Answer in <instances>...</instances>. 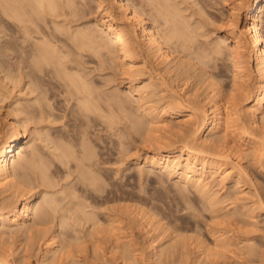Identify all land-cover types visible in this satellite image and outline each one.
<instances>
[{
	"label": "bare ground",
	"instance_id": "6f19581e",
	"mask_svg": "<svg viewBox=\"0 0 264 264\" xmlns=\"http://www.w3.org/2000/svg\"><path fill=\"white\" fill-rule=\"evenodd\" d=\"M182 2H184V0H148V4L151 5L152 9L156 12V19L152 22L145 12L138 7L140 4L137 6L132 0H95L98 11L101 13L105 12L104 16H98L93 25H91L92 22L88 25L87 23L84 24L85 26L83 27H81V25H78L79 27L74 25L76 28L72 29L73 26H70L75 16H79L80 13H86V9H84L85 2L82 0L77 2L76 0H0V55L2 56L0 72L6 71L2 77L0 76V80L6 81V79H8L13 82L14 85L18 82L20 84V81L28 83V86H25L28 87L29 90L27 94L30 93L29 95H31V93H35L36 91V93H38L39 91L36 97L34 96L35 102L39 101L42 104L45 103L46 105L43 104L44 107L51 106L50 109H55V107H53L54 105H51L52 96L48 95L50 91L43 87V84L47 82L44 79V77H46L45 75H50L54 79H58L59 82L57 81V83L62 85L58 86L64 87L63 92L68 93L66 94L68 95V103H70V100L75 99L76 105L79 107L76 108L79 109V114L84 117V122L82 121V123L86 126V128L81 129L79 138H76V143L71 141L72 137L71 140L68 141L65 139H62L65 141H59V139L55 141L54 139L50 140L51 137L48 138V141H55V151L54 148L53 151H57L55 153V158L60 161V165L58 164L59 167L65 165L64 167L67 168V166L71 164V170L73 169L74 172H78L76 178L77 182L74 186L72 185L74 182L71 183L72 188L67 192L65 187V189L62 188V190L61 188L60 190L56 188L58 186L56 179L58 178L54 179V169L53 172L50 170L51 164L49 163V165L46 163L47 159L45 162L41 154L43 152L40 153L37 150L39 147L36 148V145L35 147L30 145L31 148H29V146H26V143H24V139L28 137V134H26L28 130L27 123L32 119L31 114H37L36 112L34 113L36 109H30V107H34L33 103L28 102V100L30 101L32 98L28 97L27 103H23L19 94L20 97L11 102L9 106L10 110L7 111V116L5 114L7 118L2 115L6 120V124L4 131L0 130V195H3L0 199V264H29L30 260L28 261L26 258L27 256L21 255L19 252L18 255L14 254L13 250L11 251L9 247H7L8 245H5L8 243L6 241L8 238L6 236L7 234L9 235L8 229H13V226L15 229H13L11 233L19 234L20 236L23 235V237H25L26 245L24 244L25 247L23 245L22 248L24 247L26 251L29 250L31 252L32 248L30 250V247L40 244L39 246L42 248V251L37 260L32 264H92L90 263L92 259L90 260L88 258L89 255L87 257L86 254V256H83L84 258H81V255L78 256V253H74L75 249L77 250L78 247L81 248L80 250L78 249V251L82 252V247H88H85L84 244L88 245L89 242L90 244L92 243L94 247L95 256L97 255V258L94 257V261L97 263L99 259V264H140V261L144 259L145 264H147V262H149V264H164V262L166 261L165 263H167L168 259L175 253L176 256L179 254V234L176 240L173 238V242L168 241L169 243L165 242L166 245H164L165 243L160 242L164 241L163 238L161 239V236H163L162 233L157 234L158 231H155V234L153 226L151 227L153 224L150 225V223H152L150 219L151 216L146 214L148 212L143 207L142 208L146 212L138 211L139 209L135 212H138L137 222L139 223L137 225L139 226L140 224L142 226V230L145 233L144 235L147 237L145 248L147 254V256L145 255L146 258L143 259V256H141L142 254L140 253V255L138 253L139 249L135 247L134 244L136 242L134 243L132 239L125 240L122 243L118 242L122 239L121 235L120 238L117 235L119 239H114H118L117 242L121 244L114 245L115 243H113L112 245L110 243L112 245L111 259L109 256L105 258L104 256L106 255H103L101 251L98 254L99 248L104 240L101 238L102 243H100L98 234H104L105 232L103 231L107 228V233L111 231L112 234H114L112 226L114 225L115 231V226L119 224V220L117 217L109 215L108 224L112 226L110 227L109 225L107 227V223L104 221L103 223L101 222L102 219L98 216V210H95L94 201L90 199L94 196V188L100 178L98 179L99 175L95 174L96 171L94 167L97 164L94 166V159L97 157V154L94 156V143L91 145L88 139L90 136L87 126H89V121L91 119L93 120L92 114H94L96 109L99 110L101 106L97 102V95L95 93L98 91L95 92L94 90V81L90 77V72L88 74L84 72L85 67L83 66L85 65H83L82 62L83 57L80 58V56H82L81 51H89L92 52V54L95 53L100 56H108L109 60L111 59L114 60L113 62H118V64H116L121 67L122 72L128 73V76L130 73L131 76L132 73L135 72L136 74L137 72H143V74L151 72V74L143 80L145 83L142 82L144 83L142 86L136 84L139 80L136 78V75H134L135 77H131V85L126 91L128 92L126 96L131 94V98H133V95L137 97L140 103H137L139 104V110H141L140 118L142 117V119L138 117L140 112L135 113L133 111L134 113H132V111H130V101H126V99L123 98L124 96H122L123 94L119 95L120 93L115 91L116 94L114 93L115 95L113 94L109 97L116 103L118 107L116 108L125 113L123 117H128L131 120L130 122L132 125L130 127H133L132 129H134L135 134L137 131H140V134H144L145 132L161 133V139L155 138L156 141L152 139V141L156 142V145L159 144V147H154L150 152L145 154L141 162H136L149 166L151 170L156 169L164 175L177 177L185 185L193 187L197 193L206 200L204 201L206 205L209 204L211 206H209L211 209L213 206H217L219 202L218 193L214 189L215 187L213 188V178L219 177L220 179L217 180H220V183H226L232 180L235 187H238L241 185L240 183H242V180H244V178L242 179V176H244L243 174H248L247 165L244 163V156L247 155L246 148H244L243 145L242 147L232 145L227 139L229 135L234 141L240 142V144L244 141L245 144L248 145L247 149L251 151V157H253L255 161H258V164H264L262 163L264 159V31L261 15L264 11V0H223L222 6H230L228 14H226L227 12L222 13L225 17L222 15L219 16L220 19L222 17L226 18L227 23L224 21L225 34L223 36L221 35V39H218L217 42L215 41L208 51L203 49L199 44V42L201 43L199 35L200 37L202 35V32H199V28H201L203 24L201 25V22L197 21L199 22L197 25L196 19L192 17L193 15L190 16L189 13V15L185 14L188 7L186 9L183 8L181 6L183 5ZM142 5L143 4H141V7ZM205 6H207V4ZM63 16L64 18H60ZM70 16L74 17L72 18L73 21H71ZM68 18L71 23H69L70 21H66ZM59 19L64 20L61 21ZM229 38L232 40V43L228 42ZM66 46L74 49L77 48L78 50L74 52V49H69L72 50L73 53L72 51H68L69 47L64 49ZM76 51H79L81 54L79 55ZM84 52L83 55H85ZM227 52L229 55L228 59L231 61L232 74H227L230 76L228 80V77H225L227 81L224 78L219 81L215 79L217 76L213 75V71H208L204 68V65L202 66L200 64H207L212 58L221 57L220 55L227 54ZM75 53H78L77 55L79 58H77L78 56L75 55ZM71 54H74L76 58H73ZM206 58L210 59L206 60ZM80 59H82V61ZM139 64H142V66L138 67ZM216 65H214V67ZM149 67L151 69L147 71ZM221 69L223 68L221 67L219 72H222ZM151 70L156 71L159 75L156 77L159 78L153 76ZM39 72L43 74L45 72L47 73L45 75L41 74L40 76ZM50 76L49 79L52 78ZM193 78L200 80L196 83L197 88L195 92H193L194 94H191V92H189L190 89L187 91L186 87L188 82ZM27 79L29 80L26 81ZM51 80L53 81V79ZM201 82L205 85L202 92L199 91L202 86L200 85L202 84ZM52 83V85H55L54 82ZM17 85H15V87ZM53 89H56V87ZM61 94L63 93L61 92ZM152 94L154 96L157 95V97L159 96V103L157 101L158 104H153V102L157 100L156 98V100L150 103L152 101L151 99L149 102L150 105L142 104L144 99L146 100L149 97L152 98ZM100 101H102V98ZM126 102H128V104ZM145 102H147V100ZM241 102L243 105L242 108L239 107ZM38 104H36V106ZM138 108L136 112L139 111ZM37 109L39 110V108ZM109 109L113 108L110 107ZM39 113H41L40 117L43 119L46 112L41 108ZM22 114L24 117L21 116ZM51 114L50 116L48 115L49 118ZM74 114L76 113L74 112ZM135 114H137V116ZM107 115L112 119V114L110 116V114L107 113ZM118 115L120 116V114ZM133 115L137 118H134ZM182 115L185 116V118H183L185 119L183 120L184 122L181 123V121L177 120L178 125L176 124V127L178 126L180 129L173 131L175 124L172 127L169 123ZM48 117L45 119L48 120ZM109 118H105L106 121ZM52 119L53 118H51V120ZM39 120L40 119H38V121ZM112 123H114V121H112ZM105 127L107 128V126ZM126 129L128 132L131 130H128V128ZM111 130H113V128ZM154 135L152 136L154 137ZM150 136L151 135H149V137ZM174 136H179V138L181 136L184 137L183 144L180 143L182 144L181 147L173 144L172 140ZM149 139L151 138H148V141H150ZM121 144L123 143H120V145ZM49 145L50 144H48V146ZM120 147L121 146H119V148ZM27 148L31 150L28 151ZM50 154L53 155L54 153ZM126 156H129V152ZM132 157H134V155ZM136 159L140 160L139 157ZM229 162H231L232 165ZM227 163L231 165L230 168L227 167ZM54 165L51 166L54 167ZM145 169L141 168L142 173ZM233 169H235V171L237 170L235 174ZM56 170L55 172H57ZM63 170L62 172H65V169ZM71 176V174H68V178ZM99 184L101 183H98V185ZM102 186L103 185H101V187ZM36 187L42 188V190L40 189V193H43V200L37 197L38 192H34ZM99 190H102V188ZM58 192L59 194L60 192L63 193L64 197L62 198L60 196L59 198L57 196L59 195L57 194ZM260 198L261 199L258 198L260 204L258 207V209L260 208L259 211L264 209V196ZM189 199L185 202H189ZM248 205H244V208H239V210L247 209ZM106 206V210H108L110 207L108 205ZM249 206L251 207V205ZM120 209L122 210V208ZM120 209L115 211L118 212ZM214 209L217 211L216 208ZM140 210L142 209L140 208ZM255 210L254 208L253 210L250 208V211H247L250 213V217H254L256 213L253 214L252 211L255 212ZM234 212L232 211L231 214L233 215ZM150 214L152 215V213ZM247 218L248 217H246V219ZM134 219L136 220L135 217ZM162 223H160V225ZM162 230L161 231L165 233L167 229L164 230L163 228ZM67 235L70 237L67 238ZM113 236L114 235H112V237ZM165 236L168 235L165 233L164 237ZM112 237L111 239L113 240L115 236ZM222 237L224 236L222 235ZM219 240L220 239H217L216 243H218ZM105 241V243L109 241L112 242L111 240ZM225 241L227 242V239ZM220 242H222V240H220ZM243 242L245 245L243 246L245 249L247 247V252L250 255H254L255 257V254H259L258 250L260 248H257L259 246L253 241V238L247 237ZM203 243L204 242H202V244ZM216 243L212 245L218 246ZM227 243L229 244V242ZM202 244L200 243V246H202ZM224 244H222V247ZM102 247L104 246L102 245ZM202 247L206 248L203 249L207 252L206 255H210L209 258H211V255H216L217 253L215 252L217 251L215 250L216 248L212 249V247H206L205 245ZM17 250L15 252H17ZM204 250L198 255L197 260H199L200 263L205 260L201 258L202 254H205ZM176 251H178V254ZM259 251L261 252V250ZM100 254L101 257L99 258ZM217 254H219V251ZM29 255H31V253ZM217 256L218 255H216V258Z\"/></svg>",
	"mask_w": 264,
	"mask_h": 264
},
{
	"label": "rangeland",
	"instance_id": "374dc122",
	"mask_svg": "<svg viewBox=\"0 0 264 264\" xmlns=\"http://www.w3.org/2000/svg\"><path fill=\"white\" fill-rule=\"evenodd\" d=\"M77 1H80V0H76V2ZM82 1L85 2L84 9H86V13L85 14L80 13L79 16H77V17L75 16V18L73 16H70L71 21H73L72 18H74V21L72 23H71L69 18H68V20H66L67 22L70 21L69 23H71V26L70 25L69 26L70 27L73 26L72 29L76 28L74 25H77V26L81 25V27H83V26H85L84 24H86V23H87V25L91 24L90 22H92L91 25H93V24H95L94 22H96V18L98 16H104L105 12L101 13L98 11V7L96 6L95 0H82ZM132 1L134 2V4L136 3L137 6L140 4L138 7L143 12H145V14L150 18V20L152 22L155 21L156 12L154 9H152V6L148 4V0H137L138 2L136 0H132ZM201 1L200 0H197V1L196 0H189V1L184 0V2H182L184 6L183 5H181V6L185 9L188 7L186 9L187 11H185V14H187V15L190 14V16L193 15L192 17L196 19V22L199 21V22H201V25L202 24L204 25V26L202 25V27H201L202 30H201V28H199V32L201 31L202 33L201 32L200 33L203 35V36L201 35V37L199 35V40L201 41V43L199 42V44L201 47H203V49L208 51L211 48V46L215 43V41L217 42L218 39H221L220 36L221 35L223 36L225 34V32H224L225 26L224 25L226 22V18H224L225 16L222 13L227 12L226 14H228L230 6H222L223 0H203L202 3H201ZM141 2H143V3H141ZM195 3H197V4H195ZM141 4H143L142 7H141ZM206 4H207V6H205ZM144 5H146V6H144ZM213 12H214V14H213ZM211 13L213 14V16ZM215 15H217V16H215ZM220 15H222L224 17L221 16L222 18L220 19V17H219ZM261 15H262V24H263V31H264V11L261 13ZM60 18H64V16L60 17ZM59 20L63 21L64 19H59ZM199 22H197V25L199 24ZM204 34H206V35H204ZM231 39H232V37H231ZM231 39L229 38L228 42L232 43ZM202 41H203V43H202ZM68 47L69 46H66V48L64 47V49H67ZM69 49L73 50L74 48H72V47L68 48V51L71 52L72 50H69ZM75 50H78V49L75 48L73 51L75 52ZM65 51H67V50H65ZM76 52H78L79 55L81 54L79 51H76ZM81 52H82V54H81L82 56H80V58L83 57V61H82V59H80V60L83 62V65H85V66H83V67H85L84 68L85 70L84 69H82V70H84V72H86L87 74L90 72L89 73L90 77L94 81V90H95V92L98 91L97 93H95L97 95V102L102 108L101 109L99 107V110H97V109H96L97 111L95 110L94 114H92L93 120L91 119L89 121V126H87V128H89L88 130H89V136H90V137L88 136L89 137L88 139H89L91 145H93V143H94V145H93L94 146V152H95L94 156H95V154H97L96 156L98 157V158L94 157L95 158L94 159V166L97 164L94 167V169L96 171L95 174L99 175L98 179L99 178L100 179L97 182L101 183V184H99L100 186L98 185V183H96L98 186L95 184L96 187L95 186L94 187L98 188V189L94 188V196L95 197L93 196L90 199L92 201H94L93 203L95 206V210H98L97 213H98V216L101 217V218L100 217L99 218L102 219L101 220L102 223L104 221L105 223L108 224V220L110 218L109 215H113V216L117 217V219L119 220L118 223L120 224V225L116 224V226H115L116 232L114 231V225L113 226L110 224L107 225V227L109 225H110V227L111 226L113 227L112 228L113 230L112 229L111 230L113 231L114 234H112L111 231H108V233H107L106 231L108 228L105 231H103V232H105L104 234L103 233H100L101 235L98 234V237L100 239L99 240L100 243H102V240L104 239L103 240L104 244L103 243L101 244V247L99 248L98 254L101 251V253H103V255H106V256H104L105 258H108L107 256H109V258L111 259V256H112L111 246L113 245V243H115L114 245H119L125 240L132 239V241L134 243L135 242L137 243V244L135 243L134 245L137 249H139L138 253L142 254V255L141 254L140 255L143 256V259L146 258L145 255L147 256V254H146L145 248H146L147 237H146V235H144L145 233L142 230V226L140 224H139V226L137 225L139 223V222H137L138 212L137 213L135 212L139 209L138 211H144V212L147 211L149 214L148 213H146V214L151 216V217L149 216L151 221H152V223H150V225L153 224V225H151V227L153 226L154 232L158 231L157 234L162 233L163 236H161V239L163 238L164 241H160V242H163V243L168 242V241L173 242L172 241L173 238H175L174 240H176L179 236H180V238L183 239V240L180 238L178 239L181 241V242L179 241V244H178L179 245L178 246L179 247L178 248L179 254H178V251H176L178 255L176 256V253H175L171 258L168 259L167 263H165L166 262L165 261L164 264H192V263L193 264H202V262H203V264H264V209L261 208L263 210H260V211H259L260 208L258 209V207L260 206L259 199H261L260 197L264 196L263 195V193H264V190H263L264 189V167L263 166H264V164L263 165L258 164V161H255L253 159V157H251L252 156L251 151L247 149L248 145L245 144L244 141H242L241 144H240V142L234 141L230 135H229V137H227V139L231 142L232 145L241 146V147L243 145L244 148H246V153H247L246 156L247 157L244 156V163H245V165H247L248 174L247 173L243 174L244 176H242V179L244 178V180H242V183H240L241 185H239L238 187L237 186L235 187V185L232 183V180H230L226 183L221 182L222 183L221 184L220 180H217V179H220L219 177L213 178V188L215 187L214 189L218 193L217 196H218L219 202L217 203V206H213L214 208H216L217 211H215V209L213 207L211 209L210 208L211 206L208 203H207L208 205H206V202H204L206 200L199 193H197V191L193 187L185 185L177 177H170L166 174L164 175L162 172H160L156 169L151 170V168L149 166L142 165L141 163L140 164L137 163V162H141L143 160L145 154H147V152H150L151 149H153L154 147H156V148L159 147L158 146L159 144L156 145L155 138L161 139V133L160 132H158V133L153 132L155 135L157 133L156 137L153 133H146L145 132L146 133V134L144 133L145 135L142 133L140 134V131H137L139 133L136 132V134H135L134 129H132L133 127H130L132 125L130 122L131 120L125 115L124 116L127 117L129 120L127 118L123 117V114H125V113L121 112L120 109H117L118 107L116 106V103L114 102V100L110 99L109 97L111 95H113L114 93L116 94V92L120 93L119 95L123 94L122 95V96H124L123 98L126 99V101H130L129 102L130 109H131L130 111H132V113H134V112L139 113L140 112L138 114V117L140 118L141 110H139V108H138L139 107L138 105L140 103H139L137 97L133 95V98H131L132 97V96H130L131 94L130 95L128 94V96H126L128 93L126 91H127L128 87L131 85V77L136 75V78L139 79L136 84L142 86L145 83L143 80L146 79L148 77V75L151 74V72L145 73L146 75L143 74V72L142 73L137 72V74L135 72V73H132L131 76H130V74H131L130 73L128 76V73L122 72L121 67L119 65H117L118 62H113L114 60H111V59L109 60L108 56L107 57L106 56H100V55H97L95 53H94L95 54L94 55V54H92V52H89V51H85V52L81 51ZM83 52L85 55H83ZM78 53H75V55H77ZM71 55L73 56V58L75 57L74 54H71ZM220 56L221 57H218L220 59L214 58L216 60L218 59L219 61L218 60L216 61L213 58L210 61L209 60L210 58H206V60H209V62H207V64H200V65H202V66L204 65V68H206L208 71H213V75L217 76L215 78L216 80L220 81L223 78L225 79V77L226 78L228 77L227 78V80H228L230 78L229 75L232 74L231 73V69H232L231 61H230V59H228L229 58L228 52H227V54H223ZM77 58H79V56ZM138 60L141 61L140 59H138ZM1 62H2V56L0 55V63ZM215 62H217V63H215ZM216 64H218V65H216ZM214 65H216V66L214 67ZM139 66L141 67L142 64H139L138 67ZM83 67H81V68H83ZM221 67L223 68V69H221L222 72H219ZM148 69L150 70L151 68L150 67L147 68V71H149ZM120 71L122 72V74ZM151 71H152L153 76H155V77L159 76L156 71H153V70H151ZM5 72L6 71L0 72V76L2 77ZM39 73H40V76H41V74H43L41 72H39ZM46 73L47 72H45L43 75H45ZM227 74H229V75H227ZM124 75H126V76H124ZM45 76L47 77V78L44 77L45 81H47L46 82L47 84L44 83L46 85L43 84V87H45L46 89H49L50 92H48L49 93L48 95L53 97V98L51 97V101H52L51 105H54L53 107H55V109L53 107H52L53 109H50L51 106L50 107H47V106L44 107V105H46L45 103H43L44 104L43 105L39 101H38L39 104L37 101L35 102L34 99H35L36 95L39 93V91H38V93H36L37 91L35 93L34 92L31 93V95H29L30 93L27 94L29 92V90H28V87H25V86L26 85L28 86V83H25L24 81H22V82L20 81V84L18 82L17 83L18 85L15 84V85H17L15 87L14 83L8 79H6V81L0 80V111H1L0 112V130L4 131L5 124H6L5 123L6 120L4 119V117L7 118L6 117L7 111L10 110L9 106L11 105V102L14 99L15 100L18 99L20 96L22 98L23 103L24 102L27 103L28 97L32 98L34 100V102L32 99H31L32 101L28 100V102L33 103V106H34V107H30V109H32V110L36 109V110H34V113L36 112L38 115L33 114V113L31 114V116H32L31 120L32 121L34 120V121L32 122L31 120H29L27 123V126H28L27 129L28 130L26 131L27 132L26 134H28V137L24 139V143H26V146H29V148H31L30 145L31 146L33 145L34 147L36 145V148L39 147L37 150L40 153L43 152L41 154H42L43 158L45 159V162L47 159L46 163H48V164L50 163L51 165H54V164L57 165V166L54 165V167H55L54 168L53 166H51L49 164L50 170L52 172L54 169V172H53L54 173V175H53L54 179L58 178V179H56L57 185H58L56 188L58 190H60V188H61V190H62V188L63 189L66 188L67 192H69L68 190L71 189L72 185L74 186V184L77 182L76 178H77L78 172L77 171L74 172L73 169L71 170V168H70L71 164L68 165L70 168V173H69L68 166H67V168L64 167L65 165H61L59 167L60 161L55 158V153L57 151L54 152L55 151L54 142L57 141V139H59V141L62 139H65L68 141V140H71V137H72L71 141H74L76 143L77 142L76 138H79V133H80L81 129L86 128V126L82 123V121L84 120V117L79 114V111H78L79 109H77L79 107H78V105H76L75 99L70 100V103H68L69 102V100H67L68 95H66L68 93L63 92L64 87L63 88L60 87L62 85L57 83L58 79H56V78L54 79L50 75H45ZM49 76L52 78L49 79ZM156 78H159V77H156ZM51 79H53V81ZM28 80L29 79H27L26 81H28ZM199 80H197V78L191 79L187 84L186 90L188 91L190 89L189 92H191V94L193 92H195V90L197 88L196 83ZM50 81L54 82L55 85H52L53 84L52 82H51L52 84L49 83ZM142 82H144V83H142ZM201 83L202 84H200V85H202V86L199 90L200 92H202L205 88V85H203V82H201ZM58 85H60V86H58ZM95 86H96V88H95ZM55 87H56V89H53ZM99 89H101V90H99ZM61 92L63 94H61ZM19 94H20V96H19ZM57 95H58V97H57ZM15 96H16V98H15ZM59 96H61V97H59ZM158 97H157V95L156 96L153 95L152 98L149 97L146 99L147 102H145L146 100L144 99V101H142L143 103L142 102L141 103L146 104V105H150V103H152L153 100H156V98H157V100L154 101L153 104L154 103L158 104L159 103ZM4 98H5V100H4ZM101 98H102V101H100ZM53 99H54V101H53ZM65 99H66V101H65ZM151 99H152V101H151ZM55 101H56V103H55ZM157 101H158V103H157ZM134 102H135V104H134ZM126 103L128 104V102H126ZM137 103H139V104H137ZM36 104H38V105L36 106ZM240 104L241 105L239 107L242 108L243 107L242 102ZM131 105H133V106H131ZM109 106L113 109H109L110 108ZM68 107H69V110H68ZM37 108H39V110ZM41 108L44 112H46L44 114L45 116L43 117V119L40 117L41 113H39ZM44 108H46V109H44ZM137 108L139 111L136 112ZM50 110H52V111H50ZM73 111L76 114H74ZM114 111H115V113H114ZM52 112H54L55 114ZM47 113H49V114H47ZM107 113L110 114V116L112 114V117H111L112 119H110L108 117L109 115H107ZM5 114H6V116H5ZM50 114H51V117L49 118L48 115L50 116ZM118 114H120V116ZM33 115H35V116L37 115V116L35 117ZM135 115L137 116V114H135ZM21 116L24 117L23 114ZM46 116L49 118L48 120L45 119V118H47ZM97 116H98V118H97ZM114 116H116V117H114ZM113 117H114V119H113ZM51 118H53L52 120H54V121H52ZM76 118H77V120H76ZM94 118H96V119H94ZM105 118L106 119L109 118V119L106 121ZM134 118H137V117L134 116ZM179 118L176 120H173L172 122L169 123L172 127L175 124L174 125L175 128L173 127V131L180 129V128H178V126L176 127V124L178 125L177 120L181 121V123H183L184 122L183 120H185V119H183V118H185V116H183V115L180 116ZM38 119H40L41 121L40 120L38 121ZM140 119H142V117ZM50 120L52 121L53 124L51 123ZM97 120H99V121H97ZM46 121H47V123H46ZM103 121H104V123H103ZM110 121H111V123H110ZM112 121H114L115 124L112 123ZM106 123H108V124H106ZM121 125H122V127H121ZM92 126H93V128H92ZM105 126H107V128ZM124 126L126 128H128V130L131 129L130 132L133 133L134 135L131 134L130 132H128ZM112 128H113V130L114 129L115 130L114 131L111 130ZM99 135H101V136H99ZM149 135H151V136L149 137ZM152 135H154V137ZM74 136H76V137H74ZM93 136H95V137H93ZM48 138H50V140L54 139L55 141L54 140H53V142L48 141L49 140ZM148 138H151V139H149L150 141H148ZM183 138L184 137H182V136L180 138H179V136H176V137L174 136V139L172 138L173 139L172 142L174 145L181 147V145L183 144V141H184ZM152 139L155 141H152ZM65 140H62V141H65ZM44 141H46V142H44ZM111 142H113V143H111ZM152 142H155V143H152ZM120 143H123V144L120 145ZM180 143H182V144H180ZM48 144H50V145L48 146ZM119 146H121L120 148L122 149V151L119 148ZM53 148H54V151H53ZM39 149L42 151H40ZM27 150L30 151L31 149L27 148ZM96 150H97V152H96ZM122 152H124L126 154H128V152H129L130 158H129V156H126V154H124ZM50 153H52V154L54 153L53 154L54 156L51 155ZM132 153H133L134 157H132L133 156ZM134 153H136V154H134ZM47 156L50 158H48ZM52 156H53V158H52ZM137 157H139L140 160L136 159ZM108 159H109V161H108ZM56 160H58L59 162L58 161L55 162ZM95 160H97V161H95ZM263 161H264V159L262 160V163H264ZM229 163L231 164V162H229ZM230 164L227 163V167L230 168L232 165V164L231 165ZM141 168L142 169L146 168L145 171H143V173H142ZM63 169H65V172H62V171H64ZM98 169H99V171H98ZM55 170L57 172H55ZM233 170L235 171V169H233ZM71 171H73V172H71ZM236 172H237V170L234 172V174ZM68 174L72 175L71 176L72 178L70 177L71 179L68 178ZM245 175H246V177H245ZM249 175H251V176H249ZM71 183H73V184L71 185ZM101 185H103V186L101 187ZM232 185H234V186H232ZM36 188L34 189V192H38L37 197L42 198L43 193H40L41 192L40 189L42 190V188L41 187H36ZM101 188L104 192L102 190H99ZM95 191L96 192L98 191V192L96 193ZM0 192H1V188H0ZM57 194H59V192ZM60 194L57 196L59 198H60V196L63 198L64 194L61 192H60ZM2 196L0 195V199L2 198ZM102 199H104V200H102ZM188 199H189V202H185ZM218 199H217V201H218ZM42 200H43V198H42ZM104 203L110 207V208H108V210H106L107 206ZM248 204L251 205V207ZM100 205H102L103 207ZM244 205H248L247 209H249V210H247L245 208L244 210L242 209L241 210L242 212H241L239 210V208L240 209L244 208ZM116 206H118V207H116ZM119 206H120V208H122V210L119 208ZM127 207H129V208H127ZM139 207L142 210H140ZM142 207L145 208L146 211ZM252 207L254 209H256L255 212L252 211L253 214L256 213V214H254L253 218L250 217V213L247 212V211H250V208H251V210H253ZM117 208L120 209L118 212H116L118 210ZM99 209L103 212H101ZM213 209H214V212H213ZM231 210L233 212L235 211L233 215L231 214L232 213ZM236 210H237V212H236ZM230 211H231V213H230ZM238 211H239V214H238ZM150 213H152V215ZM236 213H237V215H236ZM241 215H244V216H241ZM134 217L136 218V220L134 219ZM246 217H248L249 219L248 218L246 219ZM160 223H162V224L160 225ZM104 228H106V227H104ZM163 228H164V230L167 229L165 231V233L168 236L164 237L165 233L162 232ZM13 229H15L14 226H13ZM13 229L12 228L8 229L9 235L7 234V236H6V237H8L6 240L8 243L6 242L7 244H5V245L6 246L8 245L7 247H9V249L11 251L13 250L14 254L18 255L20 253L21 255L27 256L26 258L28 259V261L30 260L29 264L34 263L42 251V248L39 246L40 244L35 245L36 247L35 246L30 247L29 248L30 250L32 248L31 252L29 250L26 251L24 249V247L26 245V242H25L26 239H24L25 237H23V235L20 236L19 234L11 233ZM117 230L118 231L121 230V231L118 232ZM156 232H155V234H156ZM110 233L112 235H114L115 237L113 236L114 237L113 238ZM102 234H103V236H102ZM178 234H179V236H178ZM65 235H63V236L66 237ZM117 235L119 238L122 236L121 237L122 239H120L121 241H118L119 238L117 237ZM222 235L224 237H222ZM67 236H68L67 238L70 237L69 235H67ZM125 236H127V237H125ZM246 236L253 238V241H255L257 246H259L257 248L258 249L260 248L259 250H261V252L258 250L260 255L257 253V254H255V257H254V255L252 256L247 252V247L245 249V247H244L245 245L243 242V240L245 238H247ZM105 237H106V239H105ZM111 237L113 238V240L115 238H118V239L113 241L111 239ZM123 237H124V239H123ZM230 237H232V238H230ZM101 238H102V240H101ZM217 239L222 240V242H220V240H219V242L216 243ZM226 239H227V242H229V244L225 241ZM105 240H111L112 242L109 241V242L105 243L106 242ZM87 241H88V239H87ZM117 241L121 242V243H118ZM214 241L218 246L212 245V244H215ZM202 242H204V243L206 242V243L202 244ZM200 243L202 244V246H204V245L206 247L209 246L210 248L212 247V249L216 248L215 250H217V251H215V250L214 251L217 253L219 251V254L216 253V255H218L217 258H216V255H211V258H209L210 255H206L207 252L204 250L206 248L200 246ZM207 243H209V244H207ZM86 244H87V242H86ZM89 244H90V242L88 243V245L84 244L85 247L88 246V247H86L87 249L82 247V252L81 251L79 252L78 249L80 250L81 248L78 247L77 250L75 249L74 253L75 252L78 253V256L81 255L80 256L81 258H84L83 256H86V254H87V257L89 255L88 258L90 260L92 259V261L90 263L93 264L96 262L94 260H95V258H97L96 257L97 255L95 256V254H94L95 251H94V247H93L92 243L90 245ZM139 244H140V247H139ZM222 244H224L223 247H222ZM23 245H24V247L22 248ZM102 245L104 247H102ZM164 245H166V243ZM225 245H226V247H225ZM10 246H11V248H10ZM201 247H202V249H201ZM219 247H221V248H219ZM16 250H17V252H15ZM102 250H103V252H102ZM199 250H200V252H199ZM203 250L205 251V254L203 253L201 258L203 260L204 259L205 260L200 263V261L197 259H198V255H200V253H202ZM22 251H23V253H22ZM33 251H34V253H33ZM262 251H263V253H262ZM30 253H31V255H29ZM90 254H92V255H90ZM108 254H111V255H108ZM212 256L214 257V262H213ZM100 257H101V254H100L99 258ZM184 257H185V259H184ZM187 257H188V259H187ZM207 258H208V260H207ZM89 259H88V261H89ZM195 259H196V262H195ZM186 260L188 263L186 262ZM140 262H141L140 264H145V259L143 261H140ZM142 262H144V263H142ZM97 263L99 264V259H98ZM97 263H95V264H97ZM147 264H149V262H147Z\"/></svg>",
	"mask_w": 264,
	"mask_h": 264
}]
</instances>
